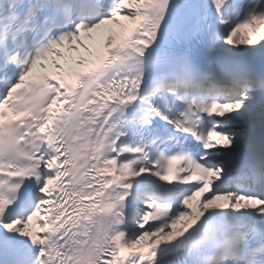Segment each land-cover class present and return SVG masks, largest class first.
<instances>
[{
  "label": "snow or ice",
  "instance_id": "1",
  "mask_svg": "<svg viewBox=\"0 0 264 264\" xmlns=\"http://www.w3.org/2000/svg\"><path fill=\"white\" fill-rule=\"evenodd\" d=\"M0 264H264V0H0Z\"/></svg>",
  "mask_w": 264,
  "mask_h": 264
},
{
  "label": "bare ground",
  "instance_id": "2",
  "mask_svg": "<svg viewBox=\"0 0 264 264\" xmlns=\"http://www.w3.org/2000/svg\"><path fill=\"white\" fill-rule=\"evenodd\" d=\"M125 23H127L128 25L130 24V22H125ZM121 34L122 32L115 25H106L104 26L103 29L100 30L99 34H96V33L93 34L96 40V47L92 48L91 51H87L84 48H80L79 51L72 52V53H69L66 48L61 49V51L64 52L65 55H70L71 57L74 58L72 62V66H74V64H76L75 63L76 60L84 61V59L90 58L91 56H93L94 53H96L99 49H105V44L109 36H112L113 42H114L115 40H118ZM92 43H93L92 41L85 40V44H88L91 46ZM60 62L63 64L64 63L63 59H61ZM49 66L51 69L54 68L51 65V63L49 64ZM195 205H196V202L193 203L194 207ZM34 230H38V229H34Z\"/></svg>",
  "mask_w": 264,
  "mask_h": 264
}]
</instances>
